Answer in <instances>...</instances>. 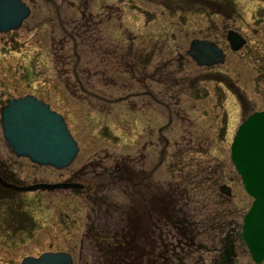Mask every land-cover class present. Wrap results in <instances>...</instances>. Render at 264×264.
I'll return each instance as SVG.
<instances>
[{
    "label": "rangeland",
    "instance_id": "obj_1",
    "mask_svg": "<svg viewBox=\"0 0 264 264\" xmlns=\"http://www.w3.org/2000/svg\"><path fill=\"white\" fill-rule=\"evenodd\" d=\"M22 1L30 15L0 33V112L8 99L34 95L63 115L79 152L62 170L38 166L14 155L0 124V168L29 185L84 188L23 195L31 240L0 249V264L57 251L74 264H229L219 249L227 238L232 264H255L237 236L253 200L230 144L264 109V82L254 79L264 78V19L253 22L264 18V0H232L236 20L216 8L228 0ZM229 30L247 39L238 52L228 48ZM193 39L215 42L225 62L198 67L186 54ZM101 224L123 227V249L111 257L94 247Z\"/></svg>",
    "mask_w": 264,
    "mask_h": 264
},
{
    "label": "water",
    "instance_id": "obj_2",
    "mask_svg": "<svg viewBox=\"0 0 264 264\" xmlns=\"http://www.w3.org/2000/svg\"><path fill=\"white\" fill-rule=\"evenodd\" d=\"M29 15L30 8L24 1L0 0V33L18 29ZM226 38L233 51L245 45V40L234 31H229ZM187 54L198 66L222 64L225 58L223 50L208 40H193ZM0 119L2 136L17 157H26L39 166L62 170L78 154L79 147L64 117L34 95L8 99ZM230 160L245 192L254 199L243 217L241 238L253 261L263 263L264 111L252 113L240 124L230 145ZM80 187L68 183L41 184L32 186L30 190ZM219 190L227 196L231 195L225 185ZM21 264H72V260L68 253L46 252L39 257H26Z\"/></svg>",
    "mask_w": 264,
    "mask_h": 264
},
{
    "label": "flooded vegetation",
    "instance_id": "obj_3",
    "mask_svg": "<svg viewBox=\"0 0 264 264\" xmlns=\"http://www.w3.org/2000/svg\"><path fill=\"white\" fill-rule=\"evenodd\" d=\"M216 1L223 2L224 0H216ZM233 5L234 4L232 3V0H228L225 3L223 2V4L216 2V8L217 9L221 10V8H224L225 10L222 9L221 11H227L226 16H228L227 17L228 19L230 17H233V20L234 19L236 20L239 18L235 17V16H231L228 14L229 12H231L233 14V11H234ZM262 10H264V8H262ZM263 19L264 18H260V16H258L257 18H255L253 20V22L262 21ZM226 36H227V34H226ZM243 38L245 40V45H246L247 39L245 37H243ZM244 46H243V48H244ZM188 48H189V46H188ZM228 48H230L229 44H228ZM223 51H224V49H223ZM224 53H225V51H224ZM225 59H226V53H225ZM225 59H224V62H225ZM203 67H205V66H203ZM211 67H214V66H206L205 68H211ZM261 77L263 78V75L260 72L258 74H256V76L254 77V79H257V82H255L256 86L259 85L258 80L261 82H264L261 80ZM221 84L223 85V88L228 87L229 89H232V90L235 89L234 88L235 86L230 82H227V81L221 82ZM235 91H234V93H235ZM234 96L238 100L241 99V97L239 99L237 94H235ZM241 100H243V99H241ZM237 103H238L239 107H241L242 109H247V107H248V105H247V103H245V101H237ZM258 111H264V109H260ZM254 112H257V111H254ZM224 120H226V113H225ZM122 168H123V164L121 165L120 169H122ZM59 183L79 184L76 181H64V182H56V183H51V184H59ZM41 184H42L41 182L36 183V184H30V185L26 184L24 181H21V179L16 178L12 172H9L8 169H1L0 168V249L15 250L16 248L22 247L21 245H23V246L26 245L27 241L30 242V240H31V234H29V232L26 230H27L29 224L32 222V217L30 215L29 209H27L28 207L21 204V201H22V203L24 202L23 195H26L27 193H31V192H36V191H45V192L49 193V192H56L59 190H65V189L47 190L44 188H38V189L30 190V188L32 186L41 185ZM43 184H48V183H43ZM12 187H14V188H12ZM83 188H84V186L81 185L80 188H68V189H83ZM249 197L254 201L253 197H251V196H249ZM30 201H31V197H30ZM17 202H18V206H17ZM20 205L25 206V209L20 211L19 210ZM118 212H119L118 213L119 217L121 216V214L123 215V208H119ZM93 228H94V230L92 231V233L94 235V238L98 239V241H94V247L97 248V246H101L102 247L101 249L104 250V255H106V256L109 255V257H111L110 251L123 249V242H122V240H123V227L118 226V229H119L118 233L116 232V228H111V227L107 226L106 224H101V225L95 226ZM103 228H105V229H103ZM100 232H102L103 235ZM16 233H23L24 234V237H23L24 241L23 242L18 243L15 241L14 236ZM239 235L240 234L237 233L238 237H239ZM233 236H235V235H232V238H234ZM232 240H234V239L227 238V242H230V245L233 248ZM85 245L86 244L84 243V241L80 242V244H79V247H80L79 248V250H80L79 256H82V251H83ZM87 245L90 246L89 243H87ZM219 249L221 251V253H220L221 259H223L224 256H228L229 252L225 251L224 242H222L220 244ZM66 253H68L70 255L71 260H72V264H74L73 254H71L69 252H66ZM29 256H33V255H29ZM26 257H28V256H26ZM250 257H251V255H250ZM114 260L115 259H109L107 261V264H114V262H115ZM251 260L253 263L257 264L256 262L253 261L252 257H251ZM156 261H157L156 258H154L152 260V264H159L158 262L156 263ZM150 263H151V261H150ZM263 263H259V264H263ZM115 264H117V263H115ZM169 264H176V263H169ZM211 264H223V261H221V262L215 261L214 263H211ZM230 264H232V259H231Z\"/></svg>",
    "mask_w": 264,
    "mask_h": 264
},
{
    "label": "trees",
    "instance_id": "obj_4",
    "mask_svg": "<svg viewBox=\"0 0 264 264\" xmlns=\"http://www.w3.org/2000/svg\"><path fill=\"white\" fill-rule=\"evenodd\" d=\"M240 233V232H239ZM240 236V235H239ZM224 247H225V251H228L229 253H228V256H227V259L225 260V261H228L229 262V264H230V262H231V255H232V247H231V245H230V242H225L224 243Z\"/></svg>",
    "mask_w": 264,
    "mask_h": 264
}]
</instances>
